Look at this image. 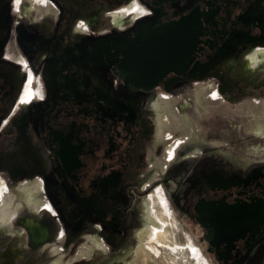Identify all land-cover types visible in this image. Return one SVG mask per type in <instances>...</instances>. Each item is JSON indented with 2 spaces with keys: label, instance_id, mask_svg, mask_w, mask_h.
<instances>
[{
  "label": "flooded vegetation",
  "instance_id": "flooded-vegetation-1",
  "mask_svg": "<svg viewBox=\"0 0 264 264\" xmlns=\"http://www.w3.org/2000/svg\"><path fill=\"white\" fill-rule=\"evenodd\" d=\"M34 1L23 12L43 15L37 27L10 28L8 1L0 0V264H151L139 252L140 233L151 226L149 209L157 219L166 196L162 188L151 192L159 182L131 185L152 134L142 101L242 45L239 77L250 86L248 74L264 75V0ZM179 25L183 35L168 27ZM254 52L259 64L250 59ZM218 81L220 95L236 92L232 80ZM185 142L172 143L170 159ZM246 167L208 149L160 179L169 188L180 178L177 205L215 264H259L264 253V165ZM134 207L142 230H131ZM156 239L145 252L158 259Z\"/></svg>",
  "mask_w": 264,
  "mask_h": 264
},
{
  "label": "rangeland",
  "instance_id": "rangeland-1",
  "mask_svg": "<svg viewBox=\"0 0 264 264\" xmlns=\"http://www.w3.org/2000/svg\"><path fill=\"white\" fill-rule=\"evenodd\" d=\"M7 1L10 28H18L21 25L37 27L38 22L44 19L40 13H35L34 18L28 19L25 16L24 6H28L26 11L31 12L34 0H17L20 5L18 10L15 7V0ZM144 11L146 17L152 15L151 10L144 8ZM244 47L245 45L240 46L235 53L220 58L209 70L179 83L177 87H169L167 91L156 90L144 98L140 106V111L148 117L146 131H151L152 134L147 147L140 155V159L144 157L141 162L143 166L140 171L132 174L131 185L140 190L159 182L151 192L158 188L165 192L166 198L162 200L163 205H160V210L156 214L157 223H162L163 230L159 229L156 232L154 238H157V242H152L161 264H215L206 254L196 228L177 205L174 192L181 181L180 178L171 180L169 188L162 186L160 179L167 171L170 174L174 173L179 163L198 157L208 149H216L243 160L246 169L264 165V75L260 71L248 74L247 78H252L253 82L250 86L239 77L237 72L246 52ZM261 56H264V53ZM243 67L246 70V66L241 68ZM219 76H225L223 83L232 80L231 85L235 87L236 92L228 96L220 95ZM210 93L216 94V98L204 99V96ZM115 98L118 102L123 99L118 93ZM151 100H155L154 106ZM183 104H188V111L180 110ZM179 138H185L186 142L180 147L177 162L169 158L168 148ZM217 173L213 172L212 176L219 177L220 174ZM206 175L207 173L201 174L190 180L198 183ZM147 195L138 198L135 204L146 200L149 197ZM136 207L130 220L131 230H142L146 225L155 228V224L147 221L145 225L141 221L140 216L135 214ZM133 239L131 245L137 248L141 243L134 234ZM262 255L259 264H264V253ZM172 256H177L176 262L175 260L168 262Z\"/></svg>",
  "mask_w": 264,
  "mask_h": 264
},
{
  "label": "bare ground",
  "instance_id": "bare-ground-1",
  "mask_svg": "<svg viewBox=\"0 0 264 264\" xmlns=\"http://www.w3.org/2000/svg\"><path fill=\"white\" fill-rule=\"evenodd\" d=\"M250 59L252 61L253 64L257 63L259 64L260 62H262L261 59H259L258 57V53L254 52L250 55ZM148 219L150 220V222L152 224H155V228L160 229V231H162V223H157L156 217L155 215L152 213V211L149 209V215H148ZM159 222V221H158ZM162 229V230H161ZM156 230H154V227L151 225L150 227H148L146 230H144L143 232L140 233V237L142 239L143 244H145L144 249L150 251L152 249V247L148 244L150 242V238L151 236H155L156 235ZM167 248V247H166ZM170 248V247H168ZM177 248V247H176ZM174 249V248H173ZM145 250L142 252V249H140V254L142 257H144L146 260H149L151 262V264H160L159 260L154 257L151 258L149 253L145 252ZM175 250V249H174ZM179 250V249H178ZM168 251V250H167ZM171 251V250H170ZM173 251V250H172ZM165 252V250H164ZM177 252V251H176ZM160 253V251H159ZM153 254H155V251L153 252ZM156 256V255H155ZM170 256V255H169ZM177 257V256H176ZM176 257H171L168 259V262H170V260H175V262L177 261Z\"/></svg>",
  "mask_w": 264,
  "mask_h": 264
},
{
  "label": "water",
  "instance_id": "water-1",
  "mask_svg": "<svg viewBox=\"0 0 264 264\" xmlns=\"http://www.w3.org/2000/svg\"><path fill=\"white\" fill-rule=\"evenodd\" d=\"M169 28L171 27V28H180V35H183V31H182V29H184L185 27H184V25H179V26H168ZM193 28V27H192ZM191 33H192V31H191ZM196 34L197 35V31H195L194 30V32H193V34ZM139 67V66H138ZM146 68H147V71L148 70H150V66L148 65V66H146ZM143 70H144V67H143ZM119 71H120V75L123 77V79L124 80H126V76H127V63L125 62V60H123L120 64H119ZM134 85H135V87H137V88H139V87H143V88H152L153 86H151V87H146V85L144 84V83H142V82H132Z\"/></svg>",
  "mask_w": 264,
  "mask_h": 264
}]
</instances>
